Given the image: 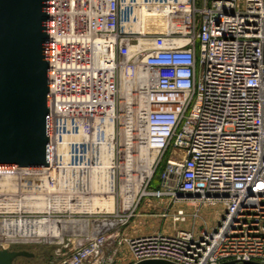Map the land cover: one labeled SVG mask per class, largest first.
I'll list each match as a JSON object with an SVG mask.
<instances>
[{"label": "built area", "instance_id": "built-area-1", "mask_svg": "<svg viewBox=\"0 0 264 264\" xmlns=\"http://www.w3.org/2000/svg\"><path fill=\"white\" fill-rule=\"evenodd\" d=\"M124 82L129 98L146 85L143 144L155 154L146 182L166 157L143 195L179 203L162 216L189 227L79 235L60 264H102L121 244L133 264H264V0H49V167L0 177L49 176L59 122L88 145L110 130L119 156ZM203 206L219 207L211 228Z\"/></svg>", "mask_w": 264, "mask_h": 264}, {"label": "bare ground", "instance_id": "bare-ground-1", "mask_svg": "<svg viewBox=\"0 0 264 264\" xmlns=\"http://www.w3.org/2000/svg\"><path fill=\"white\" fill-rule=\"evenodd\" d=\"M128 87L129 84L124 82L122 89L121 130L119 133L121 144L118 162L115 161L114 144L110 130L101 134L99 139L95 136L92 137V144L88 145L86 144V139L76 133V126L73 123L59 122L57 145L52 159L56 167L54 171L50 172L49 176L43 175L34 178L25 177L24 173H21L14 178L0 177L3 178L0 179V192L1 190L5 191L0 193V213L2 211L16 210V212H21L15 213L19 217L17 220L0 219L1 240L6 238L59 240L63 239V236L67 235L68 232L76 234L80 231L82 223L89 225L87 220L52 219L51 215L57 212L87 214L113 212L115 197L121 196V192L125 198V201L122 202L123 210H128L134 205L137 195L142 192L140 188L152 174L155 154L148 151L143 144L147 114L146 85L139 84L136 86L137 92L136 94L134 93L135 96L133 98L127 97L129 95L127 93ZM134 152H136L135 154L139 153L140 163H146L142 168L139 164L138 176L135 174L136 169L133 163L135 161L131 157ZM125 160L128 163L123 180L127 182L124 183L123 181L121 192H119L116 191V171L121 170L124 172L125 164L122 167L120 166ZM97 173H100L101 176H98ZM14 180L20 183L21 186L19 184L15 185ZM36 180L47 190L46 197L38 198L35 201L31 200L33 202L30 201L26 205H17L16 203L19 201L31 196L30 192H22L23 195L19 197V188H23L26 184H35ZM50 181H52L53 186L49 185ZM15 195L19 198L13 199V197H16ZM82 196H86V200L80 199ZM80 200L81 202H79ZM73 204L83 205L84 210L88 212L73 209L75 208ZM27 212L46 214L47 218L23 219L24 217H20L21 214ZM69 222H75L73 225L71 224L72 228H70V231H68V226H66V223ZM106 229L110 228L103 227L97 229L94 233ZM79 234L86 235L87 233ZM87 236L90 237L91 235Z\"/></svg>", "mask_w": 264, "mask_h": 264}, {"label": "water", "instance_id": "water-1", "mask_svg": "<svg viewBox=\"0 0 264 264\" xmlns=\"http://www.w3.org/2000/svg\"><path fill=\"white\" fill-rule=\"evenodd\" d=\"M49 159V0H0V168H47ZM19 257L33 254L0 250V264Z\"/></svg>", "mask_w": 264, "mask_h": 264}, {"label": "rangeland", "instance_id": "rangeland-1", "mask_svg": "<svg viewBox=\"0 0 264 264\" xmlns=\"http://www.w3.org/2000/svg\"><path fill=\"white\" fill-rule=\"evenodd\" d=\"M135 153L136 152H134L131 155V157L133 161H135L133 162L135 165L134 168L136 169L135 174L138 176L139 164H140V167L142 168L145 166L146 163H143V162L140 163L139 153L138 152L137 154ZM165 158L163 159L160 167H157L154 170L151 182L145 181L143 186L140 188V191L142 192L139 194L137 193L138 195L136 197L134 205L130 209L123 210V207H122V202L125 201V198L124 196H122L121 187H122L123 181L124 183L127 182L123 180L125 172L127 171L126 166L128 163L125 160L126 163L124 161L122 165L120 166L122 167L123 164H125V170L124 172H122L121 170L116 171V182H115L116 191L121 192V196L123 198L119 195L115 197L113 212L107 211V212H99V213L95 212V213H88V214L80 213V212L53 213L51 215L52 219L87 220L89 222V225L87 223L85 224L82 223V227L80 231H78L76 234L68 232L67 235L65 234L63 236L62 240L45 241V239L43 238H37V239L6 238L4 240L0 239L1 245L9 243L3 246L0 245V250L2 248H7L8 250H11V251L24 250V251H27L33 254L32 258H26V257L17 258L14 261V264H60L68 256V254L70 253V250L76 244L80 242L81 237H83L81 239L83 240L84 238L88 237L87 235L93 236L96 234L94 232H96L97 229H100L103 227L110 228L108 231V234H109V237L112 239H120L122 237H133V236L150 234V233L168 234L178 229L188 228L189 227L188 223L181 224V225H174L168 216H162L163 213H165V210H169L170 212H172L173 210H175V208L179 207L180 206L179 203L172 204V203H169V201L166 200L165 198L156 199V198L146 197L143 195L144 191L152 190L157 187V184L159 182L160 172L165 164ZM123 159H124V156H123ZM118 160H119V156L116 155L115 161L118 162ZM97 174L98 176H101L100 173H97ZM1 192H5V191L1 190ZM22 192H27V193L30 192L31 196H28L25 199L19 201L18 203H16L17 205H26L27 203L29 204L31 200L35 201L38 198H44L46 197V194H47V190H45V187H42L41 183L38 182L37 180L35 184L24 185V187L22 188ZM13 199H17V198L13 197ZM80 199L84 201L86 200V196L85 197L82 196L80 197ZM79 202H81V200ZM78 204L76 205L73 204V206H75V208L73 209H77V210L79 209L81 211L88 212L84 210L83 205L81 206ZM218 208L219 207H216V208L208 207V206L202 207L201 212H200V217L207 222L208 228H211V226L214 225L216 221V216L218 215V211H217ZM184 210L189 213L193 211V207L191 204H186L184 206ZM16 211H7V212L2 211L0 217L1 219L17 220L19 219V217L16 219L17 216L15 213H21V212L20 211L16 212ZM36 212H43V211H36ZM22 216L24 217V218L22 217L23 219L47 218L46 214L30 213V212L24 213ZM95 220H112V221H95ZM73 223L75 222L66 223V226H68V231L71 230L70 229L72 228L71 224L73 225ZM87 225H88V228H87ZM196 227H200V223H197ZM79 233H85V234L87 233V234L80 235ZM79 235L81 237H79ZM10 242L12 243L10 244ZM102 264H133V260L130 257L126 246L124 244H121V245H116L113 248L109 246L105 250Z\"/></svg>", "mask_w": 264, "mask_h": 264}, {"label": "crops", "instance_id": "crops-1", "mask_svg": "<svg viewBox=\"0 0 264 264\" xmlns=\"http://www.w3.org/2000/svg\"><path fill=\"white\" fill-rule=\"evenodd\" d=\"M59 240H62V239H59ZM45 241H49V240H45Z\"/></svg>", "mask_w": 264, "mask_h": 264}]
</instances>
